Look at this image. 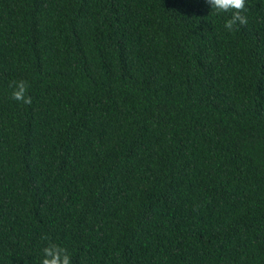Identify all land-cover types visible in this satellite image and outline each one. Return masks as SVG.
I'll list each match as a JSON object with an SVG mask.
<instances>
[{
  "label": "trees",
  "instance_id": "trees-1",
  "mask_svg": "<svg viewBox=\"0 0 264 264\" xmlns=\"http://www.w3.org/2000/svg\"><path fill=\"white\" fill-rule=\"evenodd\" d=\"M244 14L0 0V264L49 243L72 264H264V0Z\"/></svg>",
  "mask_w": 264,
  "mask_h": 264
},
{
  "label": "clouds",
  "instance_id": "clouds-1",
  "mask_svg": "<svg viewBox=\"0 0 264 264\" xmlns=\"http://www.w3.org/2000/svg\"><path fill=\"white\" fill-rule=\"evenodd\" d=\"M205 3L217 14L231 13L230 17L224 20V28L231 31L237 24L247 23V0H205ZM11 96L14 100L22 101L24 104H31L32 97L28 94V84L25 80L12 82ZM41 264H72L69 251L56 243H49L42 249Z\"/></svg>",
  "mask_w": 264,
  "mask_h": 264
}]
</instances>
